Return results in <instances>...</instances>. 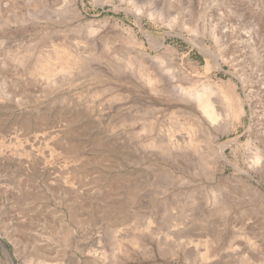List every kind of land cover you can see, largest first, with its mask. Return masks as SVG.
Returning a JSON list of instances; mask_svg holds the SVG:
<instances>
[{"label": "rangeland", "instance_id": "374dc122", "mask_svg": "<svg viewBox=\"0 0 264 264\" xmlns=\"http://www.w3.org/2000/svg\"><path fill=\"white\" fill-rule=\"evenodd\" d=\"M263 90L264 0H0V264H264Z\"/></svg>", "mask_w": 264, "mask_h": 264}, {"label": "bare ground", "instance_id": "6f19581e", "mask_svg": "<svg viewBox=\"0 0 264 264\" xmlns=\"http://www.w3.org/2000/svg\"><path fill=\"white\" fill-rule=\"evenodd\" d=\"M216 89L218 91L217 85L214 84V82H212L210 79H205V81H203L200 84L199 88L187 89V91H186L187 95L194 98L196 106L198 107L202 116L206 119V121H208L209 124H214L215 122H217V120L219 119V116H220V114L216 110L214 103H213V100H212V94L216 91ZM225 90H226V93L223 95L221 94L220 98H222L223 101L226 102L227 106H230V103L236 101L237 102V109H238L240 107L239 106V100L237 99V96L235 95L233 89L228 86V89L226 87ZM252 110L253 111L251 114V118H252L251 119V125H250L248 131L251 132V130L259 129L258 132L264 135V111L262 113H260V111L255 110V108ZM238 111H239V109H238ZM256 126H257V128H256ZM225 144L227 145V143H224L223 145H225ZM78 146H79V144H78ZM79 148H81V147H79ZM259 158L260 157L257 156L256 154L253 155L252 160H250L249 163L252 164L253 166L257 165L258 163H260ZM39 262H40V260H39Z\"/></svg>", "mask_w": 264, "mask_h": 264}]
</instances>
